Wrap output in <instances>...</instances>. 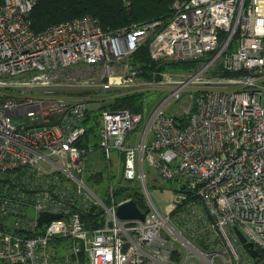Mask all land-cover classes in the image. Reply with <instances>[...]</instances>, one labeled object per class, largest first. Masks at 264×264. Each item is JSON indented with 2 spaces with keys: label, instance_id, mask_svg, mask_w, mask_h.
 <instances>
[{
  "label": "built area",
  "instance_id": "2783aa9c",
  "mask_svg": "<svg viewBox=\"0 0 264 264\" xmlns=\"http://www.w3.org/2000/svg\"><path fill=\"white\" fill-rule=\"evenodd\" d=\"M31 6L0 0V176L22 172L20 191L0 195V264H216L215 256L220 264H264L250 260L232 229L264 250V0H175L163 25L111 31L85 15L33 32ZM146 39L154 60L199 64L147 80L123 60ZM214 64L234 74L207 75ZM155 85L165 94L143 112L105 106ZM183 92L191 102L174 111ZM87 112L97 115L96 144L84 138ZM114 151L122 178L137 179L142 191L148 162L197 195L229 259L196 248L182 234L187 225L171 220L187 191L163 210L144 195L142 220L118 219L116 204L129 198L105 202L83 181L88 152L111 161ZM66 176L73 187L62 184ZM83 188L104 211L100 227L86 228L68 201L88 202ZM40 211L61 216L39 224ZM59 239H70L71 251L57 257L50 242Z\"/></svg>",
  "mask_w": 264,
  "mask_h": 264
},
{
  "label": "trees",
  "instance_id": "16d2710c",
  "mask_svg": "<svg viewBox=\"0 0 264 264\" xmlns=\"http://www.w3.org/2000/svg\"><path fill=\"white\" fill-rule=\"evenodd\" d=\"M174 1L175 0H32V6L27 13V18L33 32H40L56 23L85 15L93 17L104 31L125 28L132 24L141 25L145 22L154 20L161 21L163 25L171 13V5ZM128 57H130V63L134 66L133 68L139 72V75L147 80L158 79V73L163 69H174L175 67L178 69L192 70L198 66L200 60H154L150 57L148 52V39L142 41ZM147 97L148 93L146 91H128L111 97L105 106L110 108H127L134 112H143L145 108H148ZM90 117L96 121L95 118H97V115L87 112L84 120L86 121ZM176 118L179 120L182 119L179 116H176ZM91 131H95V126L90 125L86 127L85 135L88 136V133ZM88 162L89 160L85 163L87 164ZM85 171L84 174L88 172L87 167L85 168ZM110 175L108 174V179L109 183L112 184V187L109 188L110 192H106L105 202L110 201L111 197L114 202L132 198L136 199L139 209L143 211L147 210L148 205L139 183L131 185L129 182H122L119 178L116 180L117 185L114 186L109 177ZM9 176L10 178H8L6 174L0 176V195L18 192L22 188L20 186L22 183V172L19 171V168H16ZM102 177V170L90 172L85 175V178L88 181H99L102 180ZM62 184L66 186L68 184L65 182L64 177H62ZM146 185L149 189L153 187V185H149L148 183H146ZM172 186L175 192L187 191L185 200L173 211L174 215L176 214L175 219L178 221L182 214H186L181 211L187 206V203L185 202L188 200L192 201L191 199H194V201L196 199L198 200V197L193 195L192 191H188L185 185L177 184L175 182L165 186L160 185V188H171ZM68 201L72 205V210H76L79 213L86 228H96L103 225L105 214L102 207L97 206L96 204H88V202L83 200L81 196L73 201L71 199ZM185 209L183 211H185ZM204 209V219L189 215V218L186 216L183 220L187 227H189V231H192V235H190L193 236L197 242L194 243L198 247L210 251L212 241L216 242L217 240H212L208 230H204L203 223H206L211 219V216H209ZM190 232H188V234ZM212 249H214V247ZM240 254L244 259L249 258V256L241 249ZM173 256L174 258H178V253H173ZM251 260L254 262L264 260V250L258 249V256L251 258Z\"/></svg>",
  "mask_w": 264,
  "mask_h": 264
},
{
  "label": "rangeland",
  "instance_id": "374dc122",
  "mask_svg": "<svg viewBox=\"0 0 264 264\" xmlns=\"http://www.w3.org/2000/svg\"><path fill=\"white\" fill-rule=\"evenodd\" d=\"M128 56L125 57L123 60H124V62H127L131 65L130 57H128ZM131 66L134 67L133 65H131ZM181 71L182 72H190V70L178 69L175 67H174V69H163V70L159 71V73H158L159 78L156 80H160L161 76L165 72H172V73H178L179 72L180 73ZM206 74L207 75L219 74V75H228L229 76V75H232L234 73L230 72V71H223L220 69L219 64H214L206 72ZM163 86L165 87V84H163ZM144 89H146V92L148 93V97H147L148 109L151 108L153 105H156L163 98V96L165 94V89L161 88L160 85L150 86V87L144 88ZM191 97L192 96L188 93H185V92L181 93L179 99L175 103L171 104V105H175L177 103L181 104V106L175 105L174 111H177V112L182 111V106H185L189 102H191ZM146 115L147 114H145V116ZM95 120L96 121H94V119H92V117H90L88 120L82 121V124L85 126V128L90 126V125L95 126V131L89 132L88 136L84 135V138L86 139L87 144H96L98 141V127H97L98 126V120H97V118H95ZM147 121H148V116H146L144 118V120L140 123V125L138 127H136V129L134 131H131L133 136H135L136 134H140L142 129H144ZM132 140L134 141V138ZM87 158H88L89 162L85 165L88 169V172L83 175V181L103 201H105V199H106V192H110L109 188L112 187V184L109 183L108 174L109 175L111 174L109 177L111 178L114 186L117 185L116 180H118L119 178L122 182H124V181H125L124 183L129 182V184H131V185H136L139 183L137 179L125 180L124 178H122V175H121V168H122L121 159L119 158L117 151H114L111 154V161L106 160L101 155V153H99V152H88ZM174 166H175V163L172 165V167H174ZM144 168H145V171L147 172L145 185H146V183H148L149 185H153V187L150 189L146 185V187L148 188L149 195L152 197L155 205L160 210H163V208L166 209L176 192L173 189V186L171 188H168V187L160 188V185L165 186V185L170 184V183H174V182L177 183V180H175V179L174 180L164 179L163 177H160L158 172H157V169L152 164H149L148 162L145 163ZM98 170H102V174H103L102 180H99V181L90 180V181H88L85 178V175H87L88 173L96 172ZM64 180L70 186H72V187L74 186V180L71 177L66 176V177H64ZM167 181H173V182H167ZM83 190L85 191L86 194H88V197H92V198H89L88 204H96L97 206H100V204L94 202L95 198L89 193V191L87 189L83 188ZM195 196H197V195H195ZM191 200L192 201L188 200L187 202H185V203H187V206L185 207L186 209L184 208L185 211H183L184 209L181 211L183 213H186V214H182L179 217L178 221L175 219L176 214L174 215V213H173L174 210L172 211V217L171 218L175 224L181 225L184 222L183 218L185 219L186 216H188V218H189V215L196 217V218L204 219L205 212L203 211L204 206L202 204V201L199 198H198V200L196 199L195 201H194V199H191ZM191 205L193 206L192 209L189 208ZM194 208L196 209V211H194ZM187 210H188V212H187ZM192 212H193V214H192ZM209 223H210L209 220L206 223H203L204 230L205 231H206V229L208 230V233H209L212 240L213 239L217 240L216 242L212 241V244L210 245L211 249L214 247V251H220V252L224 251L223 253L225 254V258L229 259V256L225 252L224 246L222 245L221 239L219 240V236L217 235V232L214 229H211ZM188 232H190L189 227H187V238L190 240V242L192 244L195 245V243H197V242L195 241L194 237L191 236L192 231L189 234H188ZM183 234L186 235L185 232ZM70 242H71L70 239L52 240L50 242L51 252L53 253V255H55L57 257L65 255L66 253H69L71 251ZM237 247L240 248L239 245H237ZM190 248L188 250V253L194 254V247L192 246ZM183 251L186 252V249H184V247H183ZM210 255L211 254H209V256ZM214 261L216 262V264L221 263L220 258L216 257V256L214 257Z\"/></svg>",
  "mask_w": 264,
  "mask_h": 264
},
{
  "label": "water",
  "instance_id": "95a60500",
  "mask_svg": "<svg viewBox=\"0 0 264 264\" xmlns=\"http://www.w3.org/2000/svg\"><path fill=\"white\" fill-rule=\"evenodd\" d=\"M145 191H142L144 195H147L148 198H151L148 192V188L144 187ZM146 210L143 211L139 209L136 199H127L120 201L116 204L115 215L120 220H142L145 216ZM60 213H54L49 211H40L38 216V223L45 222L53 217H60ZM232 229L234 230L241 247L248 253L251 258L258 256V250L254 247L251 241H247L246 236L243 232L236 226L233 225Z\"/></svg>",
  "mask_w": 264,
  "mask_h": 264
},
{
  "label": "flooded vegetation",
  "instance_id": "af4514ba",
  "mask_svg": "<svg viewBox=\"0 0 264 264\" xmlns=\"http://www.w3.org/2000/svg\"><path fill=\"white\" fill-rule=\"evenodd\" d=\"M174 210H175V209H174ZM171 217H172V212L170 213V218H171ZM171 220H172V218H171ZM171 220H170V219H168V221H169L170 223H172V224H173V222H172L173 220H172V221H171ZM183 224H186V223H185V222H183L181 225H183ZM176 225H177V226L180 228V225H178V224H176ZM184 232H185V234H186V237H187V227H186V231H184V230L182 231V233H184ZM193 245H194V244H193ZM195 245H196V244H195ZM195 245H194V246H195ZM195 247H196V248H198V246H197V245H196ZM173 258H174V257H173ZM250 260H251V259H250ZM251 261H252V260H251ZM252 262H254V261H252Z\"/></svg>",
  "mask_w": 264,
  "mask_h": 264
},
{
  "label": "bare ground",
  "instance_id": "6f19581e",
  "mask_svg": "<svg viewBox=\"0 0 264 264\" xmlns=\"http://www.w3.org/2000/svg\"><path fill=\"white\" fill-rule=\"evenodd\" d=\"M205 208V207H204ZM205 211L207 212V209L205 208ZM211 220V219H210ZM183 234V233H182ZM184 235V234H183ZM186 236V235H185ZM219 240H220V238H219ZM198 249H200V250H202V251H206L205 249H203V248H201V247H198ZM210 251H214V249H212V250H210ZM206 252H209V251H206ZM173 253H178L177 252V250L175 249V250H173ZM172 257H174L173 256V254H172ZM178 258H179V254H178ZM178 258H175V259H178Z\"/></svg>",
  "mask_w": 264,
  "mask_h": 264
}]
</instances>
